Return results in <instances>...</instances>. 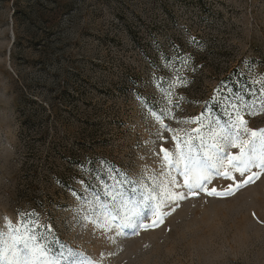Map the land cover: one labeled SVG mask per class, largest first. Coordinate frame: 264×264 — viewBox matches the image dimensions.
<instances>
[{
  "label": "rangeland",
  "instance_id": "obj_1",
  "mask_svg": "<svg viewBox=\"0 0 264 264\" xmlns=\"http://www.w3.org/2000/svg\"><path fill=\"white\" fill-rule=\"evenodd\" d=\"M260 81L264 0H0V251L34 230L58 264H264ZM29 146L64 173L33 211ZM162 148L219 174L189 189Z\"/></svg>",
  "mask_w": 264,
  "mask_h": 264
},
{
  "label": "snow or ice",
  "instance_id": "obj_2",
  "mask_svg": "<svg viewBox=\"0 0 264 264\" xmlns=\"http://www.w3.org/2000/svg\"><path fill=\"white\" fill-rule=\"evenodd\" d=\"M261 84L262 99H264V81L259 82ZM237 119L239 120V126L236 127L235 137L238 141L241 136L239 130L243 126L244 121L240 119L239 113H237ZM253 137H256V132L252 133ZM256 140L249 142V148L247 153H245L244 148L241 147V156L232 157V160L237 163L234 165L238 170H241V175L244 171L248 170L250 164H254L255 161L252 159V153ZM259 142L264 145V132L261 133L259 137ZM234 147H240L239 144L233 143ZM165 153L164 159L168 163H175L177 167L181 164L183 165L181 174L184 177L185 185L191 189L193 186L203 187V185L210 181L212 175L218 173L219 158L215 157L214 154H206L197 158L191 153V149L188 152L183 150L178 154L175 160H171L168 154V150L161 149ZM241 166L243 168L241 169ZM261 166L264 167V158H262ZM224 177L232 178L229 172H225ZM175 183V181H173ZM215 190H213L214 192ZM212 194V193H210ZM154 210V209H153ZM128 226H133L130 222ZM14 231H17L14 229ZM27 231V230H26ZM3 233L0 232V237H3ZM51 243L47 241L43 236L37 235L36 232H28V238L26 240H21L15 238L14 242V257L15 259H8L6 253L0 251V264H58V262L53 258L54 249L51 247ZM22 244V247L19 246Z\"/></svg>",
  "mask_w": 264,
  "mask_h": 264
},
{
  "label": "trees",
  "instance_id": "obj_3",
  "mask_svg": "<svg viewBox=\"0 0 264 264\" xmlns=\"http://www.w3.org/2000/svg\"><path fill=\"white\" fill-rule=\"evenodd\" d=\"M42 107V106H41ZM47 107V106H46ZM42 107L46 111L55 112L54 108ZM50 119V115L45 117V120L41 123V125L37 126L33 130L35 133H28L32 137L28 138H36V143H40L41 146L44 147L45 141L48 139V136L51 133V129L48 125V120ZM32 130V131H33ZM27 138V136H26ZM28 153L30 157L34 158V163L26 162L24 164V174L21 178L22 181V190L20 191L21 198L23 199V205H28L29 210H37L38 206L36 203L37 198H41L42 195V184L47 180H59L60 177L64 175V173H60V169L57 168V160L54 158V150L51 148L48 152L43 153L40 150V147L37 146H29ZM56 149V148H55ZM60 155L64 156L65 162H68L73 167L79 163V160H69L67 155H71V152L65 146ZM53 176V177H52ZM52 177V178H51ZM66 183V182H65Z\"/></svg>",
  "mask_w": 264,
  "mask_h": 264
}]
</instances>
